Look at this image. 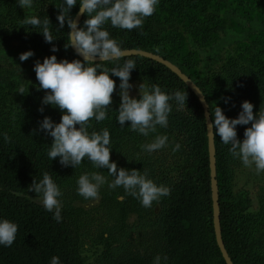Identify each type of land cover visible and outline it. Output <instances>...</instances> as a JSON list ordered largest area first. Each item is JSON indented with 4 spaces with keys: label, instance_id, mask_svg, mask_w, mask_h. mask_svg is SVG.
Segmentation results:
<instances>
[{
    "label": "trees",
    "instance_id": "trees-1",
    "mask_svg": "<svg viewBox=\"0 0 264 264\" xmlns=\"http://www.w3.org/2000/svg\"><path fill=\"white\" fill-rule=\"evenodd\" d=\"M60 2L61 0H35L31 8L23 9L18 0H0V40L9 38V30H12L10 27L21 31L23 35L17 33L20 36L29 35L32 31L30 35H34L33 41L41 42L44 51L50 52L49 55H56L58 60H82L71 47L65 48L70 31L67 23L56 31L59 28L57 7ZM198 2L203 8L200 11L205 12L206 3L202 0H160L157 10L145 19L142 28L129 31L112 28L110 23L106 27L125 50L150 51L177 65L202 90L210 115L211 110L214 112L216 103L226 116L236 118L245 100L253 103L254 113L260 108L264 110L263 65L235 57L219 67L210 65L202 75L196 77L188 71L184 62L175 59L176 54L167 52L163 41L166 39V32L176 25V16L181 17L186 6H194ZM165 4L172 6L171 10L166 8L169 16L162 14L161 6ZM78 10L79 4L71 10L70 15L74 18ZM33 15L39 16L41 20L50 19L53 24L50 27L56 37L51 44L45 42L42 33L36 32L40 31L39 28L24 25V18ZM86 19L87 16L83 15L79 26H83ZM53 44L59 51H51ZM127 59L135 60L137 66L131 73L130 81L155 83L166 92L180 89L187 92L188 97L182 109L173 102L167 128L157 126L156 132L149 133L147 137L132 131L128 126L130 122H125L124 127L117 123L121 97L116 92L113 93V103L108 109L109 118L99 123L94 119L91 121L97 131L104 127L109 129L113 145L111 153H115L116 159L121 157L124 166L146 171L157 184L171 189L170 195L161 197L159 202H153L154 209H150L149 234L153 233V236L147 239H154L149 246L155 253L121 250L107 264H153L156 255L162 257L161 264H226L217 246L213 225L208 138L202 106L175 73L154 60L131 55L117 62H108L106 66L115 67L117 63L123 64ZM111 78L118 87L119 78ZM0 82L8 80L0 74ZM229 97L230 102L224 103ZM46 116L59 123L62 112L51 105L39 115L19 119L14 126V134L8 136V141L0 133V218L13 220L19 225L13 245L0 246V264H50L53 256H59L61 264H85L74 210L62 208V220L57 222L53 218V212H48L41 203L24 194L28 192L33 179H42L44 172H49L62 188L64 182L72 181L81 171L94 167L87 158L76 168L61 165L59 157L52 161L49 159L47 152L54 138L39 128ZM250 126L251 124L237 126L239 139L243 140L244 131ZM157 135H167L168 154L178 155V161L174 165L168 164L164 147L160 152L157 150L151 153L143 149V145L151 143ZM214 142L220 223L226 250L234 264H264V247L259 245L264 242L260 243L252 232V224H255L258 216H264V213L248 211L247 192L232 194L226 189L232 165L239 159L230 153L231 145L223 144L218 134H214ZM177 144L180 145L179 149H176ZM152 153L159 155L153 157ZM15 193L22 195L17 196ZM135 199L133 198L134 201ZM164 256L168 258L166 261Z\"/></svg>",
    "mask_w": 264,
    "mask_h": 264
},
{
    "label": "clouds",
    "instance_id": "clouds-1",
    "mask_svg": "<svg viewBox=\"0 0 264 264\" xmlns=\"http://www.w3.org/2000/svg\"><path fill=\"white\" fill-rule=\"evenodd\" d=\"M34 2L18 0L23 9L31 8ZM159 3L160 0H61L57 7L59 28L56 31L67 23L70 31L65 48H74L83 59L58 60L56 55H51L34 65L38 90H50L45 92L42 105L58 107L62 112L59 123L46 116L39 125L41 131L54 138L47 152L49 159L52 161L59 157L61 165L76 168L87 158L95 168L108 169L113 177L108 182L107 177L98 171L81 174L77 180V192L85 200H98L100 189L106 183L111 189L123 187L145 208H151L153 202H159L161 197L171 193L169 186L157 184L146 171L118 167L117 162L110 158L113 145L109 129L104 127L97 131L91 124L93 119L99 123L109 118L108 109L117 87L112 76L120 80L121 100L116 120L121 127L130 122L128 126L132 131L147 137L149 133L156 132L157 126L168 127L173 102L178 108H184L188 93L183 90L166 92L155 83L142 81L138 86L131 83V73L137 68L135 60L127 59L115 67L106 66L108 62H117L126 56L121 42L112 36L106 25L110 23L112 28L129 31L142 28L145 19L154 14ZM77 4L79 13L87 16L83 26H79L70 15ZM24 25L39 28L40 31L36 32L42 33L49 44L56 39L49 18L41 20L36 15L25 17ZM51 51L55 53L59 49L53 44ZM34 55L33 50H28L21 53L19 59L26 61ZM134 87H138V98L131 95ZM19 92L23 94V89ZM230 99L226 98L224 103H229ZM241 109L236 118H230L215 103L210 124L221 142L231 145L230 153L245 167L254 168L259 174L264 172V110L260 108L254 113L253 103L247 100L242 102ZM39 111L43 113L44 108ZM249 124L251 126L245 129L243 140L239 139L237 126ZM4 139L8 141L10 138L5 134ZM167 142V135H157L151 143L143 145V149L151 153L165 147ZM179 147L177 144L176 149ZM28 192L35 193L42 206L54 213L53 218L57 222L62 220L63 193L49 172H44L42 179L34 178ZM18 229L15 221L0 218V246H12ZM161 259L160 255H156L153 264H161ZM163 259L166 261L168 258L164 256ZM50 264H61L59 256H53Z\"/></svg>",
    "mask_w": 264,
    "mask_h": 264
},
{
    "label": "rangeland",
    "instance_id": "rangeland-1",
    "mask_svg": "<svg viewBox=\"0 0 264 264\" xmlns=\"http://www.w3.org/2000/svg\"><path fill=\"white\" fill-rule=\"evenodd\" d=\"M202 1L206 3L205 12L200 11L203 8L198 2L194 6H186L181 17L175 15L177 23L166 32V39H163L167 52L176 54L175 59L184 62L188 71L196 77L202 75L210 65L219 67L235 57L264 66V1ZM166 8L171 10L172 6H161L162 14L169 16ZM10 28L9 38L0 40V74L8 80L0 82V133L7 136L14 134V126L19 119L39 115L41 107L45 110L51 106L42 105L45 92L50 90H38L39 81L34 71L35 63L38 60L43 62L45 57L51 56L50 52L44 51L41 42L33 41L35 37L30 35L32 31L29 35L20 36L23 35L21 31ZM28 50H33L35 55L20 61V54ZM130 82L138 86L142 81ZM20 89H23V94L19 92ZM115 92L119 94V86ZM131 95L139 96L138 87L131 90ZM166 146L168 164L174 165L178 155L168 154ZM157 153H152L153 157L159 155ZM110 158L117 162L118 167L129 168L123 165L121 157L116 159L115 153H111ZM125 164L128 165L126 160ZM86 171H98L107 177L108 182L113 179L106 168L90 166L80 175ZM79 176L62 184L61 199L62 208L74 210L85 264H107L115 253L126 249L155 253L149 246L154 239H147L153 236V233L149 234L148 219L150 209H154V206L145 208L123 187L111 189L107 183L101 187L98 200H85L77 192ZM227 184L226 189L232 194L247 192L249 212L264 213V172L257 174L254 168L245 167L239 159L232 165ZM24 194L39 202L35 193ZM252 225L254 238L263 243V214ZM259 245L264 247V243Z\"/></svg>",
    "mask_w": 264,
    "mask_h": 264
},
{
    "label": "water",
    "instance_id": "water-1",
    "mask_svg": "<svg viewBox=\"0 0 264 264\" xmlns=\"http://www.w3.org/2000/svg\"><path fill=\"white\" fill-rule=\"evenodd\" d=\"M82 18L83 15H81L78 10L74 17V19L78 21V25H80ZM72 49L75 51L74 48ZM125 51H126V56L140 55L142 57L154 60L167 67L185 83V85L194 93V95L197 97L198 101L200 102L203 109V114L206 123V130H207V138H208V155H209V168H210V178H211V198H212V207H213V225H214L216 243L226 264H234L226 250L222 238L221 223H220L219 193H218V184L216 179V149L214 142V130L212 129L210 124L212 119L209 112V105L207 103L205 95L203 94L199 86L188 75L182 72V70L177 65L163 58L162 56L142 49H127Z\"/></svg>",
    "mask_w": 264,
    "mask_h": 264
}]
</instances>
